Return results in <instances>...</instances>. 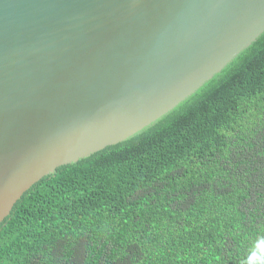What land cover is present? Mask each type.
<instances>
[{"label":"trees","instance_id":"obj_1","mask_svg":"<svg viewBox=\"0 0 264 264\" xmlns=\"http://www.w3.org/2000/svg\"><path fill=\"white\" fill-rule=\"evenodd\" d=\"M0 264H264V33L141 132L33 185Z\"/></svg>","mask_w":264,"mask_h":264},{"label":"water","instance_id":"obj_2","mask_svg":"<svg viewBox=\"0 0 264 264\" xmlns=\"http://www.w3.org/2000/svg\"><path fill=\"white\" fill-rule=\"evenodd\" d=\"M264 33V0H0V225L36 183L172 111Z\"/></svg>","mask_w":264,"mask_h":264}]
</instances>
